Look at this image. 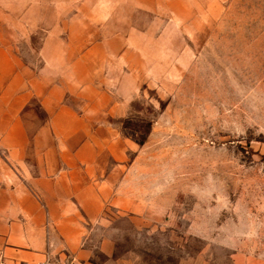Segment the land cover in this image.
<instances>
[{"label":"rangeland","instance_id":"374dc122","mask_svg":"<svg viewBox=\"0 0 264 264\" xmlns=\"http://www.w3.org/2000/svg\"><path fill=\"white\" fill-rule=\"evenodd\" d=\"M43 1L8 20L0 167L76 215L52 257L264 264V0ZM62 105L84 120L52 125Z\"/></svg>","mask_w":264,"mask_h":264},{"label":"crops","instance_id":"0c3cea01","mask_svg":"<svg viewBox=\"0 0 264 264\" xmlns=\"http://www.w3.org/2000/svg\"><path fill=\"white\" fill-rule=\"evenodd\" d=\"M43 2L45 3L43 0H0V86L5 84L6 77L13 80L20 79L18 59L13 49L10 48L13 44L6 37V30L10 29L9 18L12 17V28L15 29L14 21H16V27L19 30L21 13H37V4ZM130 76L131 74L126 75L127 78ZM66 118L75 121L84 120L83 115L62 105L52 113L51 124H67ZM72 156L78 157V153L74 152ZM69 168L72 171L67 173L75 175L68 178L71 179L69 182L73 184L74 189L79 182H85L88 179L84 174L93 171V167L90 166ZM3 170L0 167V260L4 264H39L45 255L54 256L61 252L63 247L67 248L68 245L64 239L72 237L73 243L76 244L80 236L76 215L68 216L69 214L65 213L62 215L64 217L58 218L59 216H55V210L51 208L53 205L50 202L46 203L45 200V203L40 204L36 196L17 185L16 187H6L2 175L4 174ZM76 175H80V177H76ZM74 196L76 197L75 193ZM58 200L55 203L56 206L64 205L62 199ZM42 205H50L47 216H45ZM66 220H68L71 230L68 235L63 232Z\"/></svg>","mask_w":264,"mask_h":264},{"label":"built area","instance_id":"2783aa9c","mask_svg":"<svg viewBox=\"0 0 264 264\" xmlns=\"http://www.w3.org/2000/svg\"><path fill=\"white\" fill-rule=\"evenodd\" d=\"M0 264H4V263L0 260ZM39 264H66V263L60 259H55L50 255H46Z\"/></svg>","mask_w":264,"mask_h":264}]
</instances>
